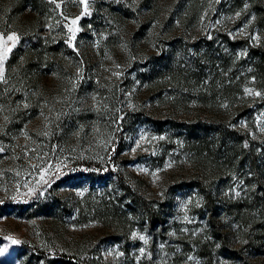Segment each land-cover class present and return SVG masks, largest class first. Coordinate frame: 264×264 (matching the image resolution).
<instances>
[{"label":"rangeland","instance_id":"obj_1","mask_svg":"<svg viewBox=\"0 0 264 264\" xmlns=\"http://www.w3.org/2000/svg\"><path fill=\"white\" fill-rule=\"evenodd\" d=\"M257 49L264 0H0V264H264Z\"/></svg>","mask_w":264,"mask_h":264},{"label":"trees","instance_id":"obj_2","mask_svg":"<svg viewBox=\"0 0 264 264\" xmlns=\"http://www.w3.org/2000/svg\"><path fill=\"white\" fill-rule=\"evenodd\" d=\"M254 52L259 57L258 60L260 61V62L257 61V63H256L257 64L256 66H257V69L259 70V75H260L258 78L264 79V67L262 66L263 61L260 60V58H262V56L264 58V50L258 51V49H257ZM261 71H262V73H261ZM147 220L151 226L160 222L158 215L154 214L152 211H149V213L147 214Z\"/></svg>","mask_w":264,"mask_h":264},{"label":"snow or ice","instance_id":"obj_3","mask_svg":"<svg viewBox=\"0 0 264 264\" xmlns=\"http://www.w3.org/2000/svg\"><path fill=\"white\" fill-rule=\"evenodd\" d=\"M8 39H9V40H14V39H16V37H14V36H9Z\"/></svg>","mask_w":264,"mask_h":264}]
</instances>
